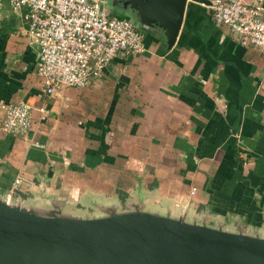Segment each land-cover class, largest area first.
Wrapping results in <instances>:
<instances>
[{
	"label": "crops",
	"instance_id": "1",
	"mask_svg": "<svg viewBox=\"0 0 264 264\" xmlns=\"http://www.w3.org/2000/svg\"><path fill=\"white\" fill-rule=\"evenodd\" d=\"M209 1H188L171 49L162 30L149 29L145 53L51 97L24 13L5 3L0 192L21 177L13 196L35 205L53 196L74 211L141 203L163 214L264 226V54L217 24ZM22 102L33 107L32 130L3 131L2 105Z\"/></svg>",
	"mask_w": 264,
	"mask_h": 264
},
{
	"label": "water",
	"instance_id": "2",
	"mask_svg": "<svg viewBox=\"0 0 264 264\" xmlns=\"http://www.w3.org/2000/svg\"><path fill=\"white\" fill-rule=\"evenodd\" d=\"M188 1L115 0L125 12L115 15L136 14L138 23L131 20L144 32L162 30L171 49ZM49 200L40 206L0 192V264H264V226L209 213L163 214L141 203L122 209L97 202L89 212Z\"/></svg>",
	"mask_w": 264,
	"mask_h": 264
},
{
	"label": "built area",
	"instance_id": "3",
	"mask_svg": "<svg viewBox=\"0 0 264 264\" xmlns=\"http://www.w3.org/2000/svg\"><path fill=\"white\" fill-rule=\"evenodd\" d=\"M23 12L31 43L39 48L37 71L47 97L65 87L86 88L116 60L147 51L145 32L129 18L112 14L105 0H0ZM212 17L237 41L264 54V0H211ZM1 129L28 134L34 125L29 103L3 104ZM40 110L45 112L44 107ZM21 177L9 191L13 196Z\"/></svg>",
	"mask_w": 264,
	"mask_h": 264
},
{
	"label": "rangeland",
	"instance_id": "4",
	"mask_svg": "<svg viewBox=\"0 0 264 264\" xmlns=\"http://www.w3.org/2000/svg\"><path fill=\"white\" fill-rule=\"evenodd\" d=\"M107 2V0L105 1V6L108 8V10H110L111 11V13L112 14H115V12L116 13H123L124 11H122V10H119V11H116L117 9V7L119 8L120 7V5H117L116 4V2H115V0H108V2ZM117 6H115V5ZM125 13V12H124ZM126 15H128L134 22H136V23H138L137 22V16H136V14H132L131 12H126Z\"/></svg>",
	"mask_w": 264,
	"mask_h": 264
},
{
	"label": "trees",
	"instance_id": "5",
	"mask_svg": "<svg viewBox=\"0 0 264 264\" xmlns=\"http://www.w3.org/2000/svg\"><path fill=\"white\" fill-rule=\"evenodd\" d=\"M140 30L144 31L143 29L139 28Z\"/></svg>",
	"mask_w": 264,
	"mask_h": 264
}]
</instances>
